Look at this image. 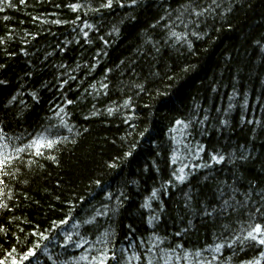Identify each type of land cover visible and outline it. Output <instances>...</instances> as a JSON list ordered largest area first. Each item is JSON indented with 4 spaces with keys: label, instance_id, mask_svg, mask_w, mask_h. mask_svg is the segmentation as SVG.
<instances>
[{
    "label": "trees",
    "instance_id": "obj_1",
    "mask_svg": "<svg viewBox=\"0 0 264 264\" xmlns=\"http://www.w3.org/2000/svg\"><path fill=\"white\" fill-rule=\"evenodd\" d=\"M123 2L127 5L130 0ZM183 2L138 0L135 7L121 8L114 0L111 9L100 12L88 11L87 6L99 7L101 0L0 4V79L7 82L0 85V102L19 94L15 105L0 110V120L6 122L10 135L46 127L51 138H68L52 152L57 162L41 159L32 171L24 168L18 178H5L9 186L5 190L14 196L9 201L14 211L0 218V225L8 228L6 236L0 234V259L18 248L19 236L28 247L41 244L39 260L31 264H54L71 258L61 247L65 233L76 240L79 232L94 242L105 230L115 232L117 255L121 249H127V256L140 253L141 264H147L148 239L153 234L167 235L172 247L181 243L192 251L203 249L223 229L219 221L201 219L199 211L193 214L185 208L187 196L192 195L196 205L197 200L216 195L219 206L222 198L217 185L228 194L222 181L237 180L240 191L249 182L257 187L264 184V0H220L213 17L199 28L191 25L188 29L201 37L188 36L191 50L186 42L168 39L162 27L172 23L175 12L151 27L166 15V8H179ZM71 4L85 7L73 11ZM54 20L62 23L54 24ZM84 22L93 27L83 28ZM174 28L178 33L185 31L182 24ZM139 84L144 88H138ZM129 99V107H123ZM67 100L73 103L68 105ZM58 105L64 112H59ZM109 108L116 111L109 114ZM61 118L72 127L71 132ZM177 120L192 123L185 130L175 125ZM173 127L176 131H170ZM73 139L76 144L71 143ZM130 145H135L133 155L125 157ZM233 152L249 158L229 163ZM213 154H223L225 162L212 163ZM195 155L200 158L194 159ZM113 162L116 168L107 167ZM189 162L212 166L186 168L189 176L181 184L173 171ZM97 178L102 181L100 188L95 187ZM153 191H157L156 198ZM107 192L113 194L110 202L104 201ZM117 198L122 201L118 213L98 216L94 225L84 224L94 214L93 205L103 211L102 202L115 207ZM70 204H76L75 213L69 211ZM69 215L73 219L66 225L59 223ZM13 217L18 219L9 224ZM152 217L158 220L150 225ZM36 230L49 240L28 237ZM178 231L181 235L176 236ZM161 247H169L168 242ZM69 252L79 255L84 249ZM254 254L257 249L240 251L237 245L236 255L226 248L220 260L232 256L229 264H240ZM204 255L211 259V253Z\"/></svg>",
    "mask_w": 264,
    "mask_h": 264
},
{
    "label": "snow or ice",
    "instance_id": "obj_2",
    "mask_svg": "<svg viewBox=\"0 0 264 264\" xmlns=\"http://www.w3.org/2000/svg\"><path fill=\"white\" fill-rule=\"evenodd\" d=\"M21 3H24L25 0H20ZM7 3L8 7L12 6L11 0H0V4ZM114 0H101L99 7H92L91 5L87 6L88 11L100 12L102 9H111L113 7ZM119 7H135L138 3V0H130L126 5L123 0H116ZM69 7L73 11H78L81 8L85 7L80 4H71ZM221 7L220 0H210V2H201V0H184L179 8H166V15L161 16L160 19L153 25L152 28H156L161 24V21H167L172 17V13L175 12L176 16L172 20V23H164L162 27L167 29L168 39H175L177 44L186 42L189 50L192 49V43L188 40V36H193L196 38H201L200 33L191 30L188 31L191 25H195L196 28L200 27V24L203 23L207 18L213 17L216 13V10ZM0 11H3V8L0 7ZM231 11V8L228 9ZM87 15V12H85ZM8 19V17H5ZM35 19V18H34ZM182 24L185 31L178 33L175 31L174 25L179 26ZM54 24H61L62 21L54 20ZM75 24V21H72ZM93 25L84 22L83 28H91ZM83 28L81 31H83ZM88 33L84 32V36L87 37ZM36 37L33 36V39ZM105 43H107L105 41ZM159 51V49H157ZM183 71L187 72L188 67H185ZM70 79H75V77H69ZM169 79H173L172 76H169ZM7 82L0 79V85H4ZM63 83H67L64 81ZM104 88H107V84L102 85ZM138 88L143 89L144 85H137ZM12 95L5 102H0V110L10 109L15 105L18 97ZM162 95H168V93H162ZM33 99H37L36 93H32ZM72 100H67V104L71 105ZM131 100H126L123 107H129ZM247 104V99H245V105ZM59 112H64V108L57 106ZM116 111V109L109 108V114ZM59 115V113H57ZM87 118V117H86ZM207 119V117H205ZM61 123L64 127L68 129L69 132L72 131V127H69L67 122L61 118ZM192 121L185 122L183 120H177L175 122L176 126H183L186 130L190 127ZM252 123V121H249ZM256 124L259 125L260 121H256ZM7 124L5 121L0 120V218H3L5 213L14 211L13 207L9 204V201L14 200L13 193L11 191H6L9 186L6 183L5 178H18L22 174V169L27 168L29 171L33 170L34 165H39L41 159L52 160L57 162V157L52 155V152L58 150L59 147L66 142H68L67 137L61 139L51 138V133L48 128H41L39 131H28L27 129L19 135L12 134L10 135L6 131ZM170 131H176V127L170 129ZM76 135H80L79 132ZM71 143L76 144L77 141L73 139ZM188 148L187 145H185ZM135 145H130V150L124 153L125 157H131ZM198 151H203L202 147L198 148ZM188 152L192 155V149L188 148ZM198 155L194 156V159H199ZM249 156L241 153L239 156H236L235 152L231 154L229 158V163H235L236 160L246 161ZM211 162L215 164H222L225 162L226 157L223 154H213L211 156ZM173 163H176V157H173ZM212 164L199 165L183 163L181 167L173 171V176L176 181L183 184L187 182L189 173L185 172L186 168L196 169L201 167H211ZM109 168H116L117 164L115 162L108 164ZM95 187L100 188L102 181L97 178L95 181ZM222 184L226 185L228 189V194L225 193L224 187L217 185L216 191L219 194V197L222 198L219 206H217V196L213 195L212 197H205L203 201L197 200L196 205L192 204L193 196H187V202L185 203V208L190 212L195 214L197 211L200 212L201 219L211 218L213 221H219L221 223L223 231L216 237V240L212 245H208L203 249H196L195 251L185 248L181 243H177L172 247V241L169 240L167 235L160 236L153 234L148 239V243L151 245L147 249V252L150 255L147 257V264H157L158 261H162L163 264H172L173 260L179 264V261H186L187 264H229L232 260V256L225 257L224 261L221 262L220 258L224 256V250H232V254L236 255V246L239 245L240 251H244L245 248L257 249L258 254H254L251 259L242 260L240 264H264V184L257 187L256 184L249 182L248 187L244 191H240V185L237 180H233L232 184H227L226 181H222ZM171 184V181H169ZM103 194V193H102ZM90 195H92L90 193ZM123 195V193H121ZM237 196L243 197V199H238ZM152 197H157V191H153ZM27 199V197H25ZM87 199V198H85ZM113 194L107 192L104 195V201H112ZM84 201L81 200L80 203ZM115 207L110 203L102 202V209L95 208L93 205L94 214L90 219H85L83 222L86 225H94L96 223V217L105 216L107 217L109 212L113 215L119 212L120 207L122 206V201L118 198L115 201ZM18 206V205H17ZM144 207H149V205H144ZM77 210L76 204H70L69 211L75 213ZM163 210V209H161ZM230 217H234L229 221ZM16 217H13L8 221L11 224ZM72 216H68L67 219H61L60 224L66 225L69 220H72ZM158 217H152L149 220L151 225L153 221H157ZM53 223H56L55 221ZM75 223V222H74ZM188 224L191 225L192 221L189 220ZM235 225V226H234ZM79 227V225H76ZM131 228V225L129 226ZM20 232H24L23 228L19 229ZM134 231V230H133ZM187 232L188 229L183 230ZM225 233H228L225 236ZM0 234L5 236L8 234L7 226L0 225ZM79 239L74 240L73 234L65 233L64 239L65 243L61 245L66 252L70 255V259H64L59 261H54V264H132V261H135L136 264H141V254L133 252L130 256H127V249H121V254L117 255L114 238L115 232H109L105 230L102 234L97 236L93 241H90L86 236H80V233H75ZM176 236L181 235V232H176ZM28 237H38L39 240H49V236L44 232L39 230L28 233ZM27 239V237H26ZM168 242L169 247L164 248L161 245H164L165 242ZM218 241V242H217ZM16 242L18 248H12L7 251V254L3 259H0V264H31L33 259L39 260L37 255L38 249L41 248L39 242L32 243L31 247H28L27 244H21L20 237H16ZM143 244V241L141 242ZM88 245L86 248L85 246ZM46 247V246H45ZM135 247V246H133ZM69 249L77 251L79 249H84V252L79 255H71ZM2 250V249H0ZM211 253V259H208L204 253ZM47 255V252H45ZM126 257V258H125ZM51 259V257H49Z\"/></svg>",
    "mask_w": 264,
    "mask_h": 264
}]
</instances>
